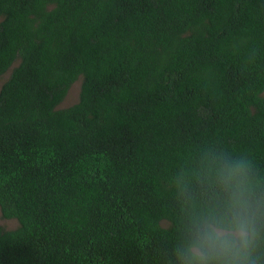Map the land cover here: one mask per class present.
I'll return each mask as SVG.
<instances>
[{
  "label": "trees",
  "instance_id": "obj_1",
  "mask_svg": "<svg viewBox=\"0 0 264 264\" xmlns=\"http://www.w3.org/2000/svg\"><path fill=\"white\" fill-rule=\"evenodd\" d=\"M5 73L0 264H165L190 150L264 169V0H0Z\"/></svg>",
  "mask_w": 264,
  "mask_h": 264
},
{
  "label": "clouds",
  "instance_id": "obj_2",
  "mask_svg": "<svg viewBox=\"0 0 264 264\" xmlns=\"http://www.w3.org/2000/svg\"><path fill=\"white\" fill-rule=\"evenodd\" d=\"M165 264H264V169L217 142L190 150L167 180Z\"/></svg>",
  "mask_w": 264,
  "mask_h": 264
},
{
  "label": "rangeland",
  "instance_id": "obj_3",
  "mask_svg": "<svg viewBox=\"0 0 264 264\" xmlns=\"http://www.w3.org/2000/svg\"><path fill=\"white\" fill-rule=\"evenodd\" d=\"M8 74L5 73L2 76H0V86L2 82L7 78ZM79 87H80V81L77 80L75 81L70 88L68 89V92L64 99L60 102L58 105L59 108L67 107L73 103H75L78 99V94H79ZM264 96V92L262 93ZM17 221L16 219H5L1 217L0 215V226L3 227L4 229L11 230L17 227Z\"/></svg>",
  "mask_w": 264,
  "mask_h": 264
}]
</instances>
